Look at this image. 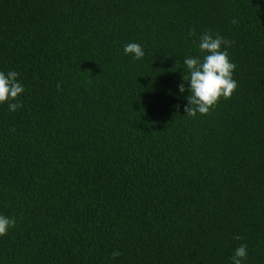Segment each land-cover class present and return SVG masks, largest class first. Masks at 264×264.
I'll return each mask as SVG.
<instances>
[{"label": "trees", "instance_id": "16d2710c", "mask_svg": "<svg viewBox=\"0 0 264 264\" xmlns=\"http://www.w3.org/2000/svg\"><path fill=\"white\" fill-rule=\"evenodd\" d=\"M206 30L237 87L190 117L177 85ZM8 70L0 264H230L241 244L264 264V0H0Z\"/></svg>", "mask_w": 264, "mask_h": 264}, {"label": "clouds", "instance_id": "9594fccd", "mask_svg": "<svg viewBox=\"0 0 264 264\" xmlns=\"http://www.w3.org/2000/svg\"><path fill=\"white\" fill-rule=\"evenodd\" d=\"M231 23L236 25L238 21L232 19ZM188 35L192 36L193 33L189 32ZM193 44L198 55H189L183 59L187 74L182 76V82L177 85L178 94L183 95L185 91L188 93L185 97V113L190 117L208 114L221 98L229 99L237 87L233 79L236 65L230 60L227 51L230 41L218 33L212 34L206 30ZM123 53L133 61L141 60L145 56L144 49L136 42L126 43ZM18 76L14 70L0 71V105H6L9 112H15L22 106L18 98L23 95L25 89ZM57 88L59 89V85ZM15 224L14 217L0 214V237L6 235ZM235 238L240 239L239 236ZM119 255L116 250L110 254L112 259ZM247 255V246L241 244L233 250L228 259L230 264H244Z\"/></svg>", "mask_w": 264, "mask_h": 264}]
</instances>
